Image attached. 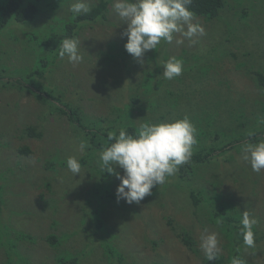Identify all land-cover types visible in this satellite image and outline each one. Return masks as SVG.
<instances>
[{
    "label": "rangeland",
    "instance_id": "obj_1",
    "mask_svg": "<svg viewBox=\"0 0 264 264\" xmlns=\"http://www.w3.org/2000/svg\"><path fill=\"white\" fill-rule=\"evenodd\" d=\"M97 1L87 0V3L90 6ZM227 1L230 9L236 6L238 15L224 8L219 18L209 23L203 17H194V23L205 30V35L196 38L194 45L187 40L181 45L175 40L171 44L162 41L161 50H149L139 60L131 55L118 58L110 50L103 51L107 44L124 46L127 42L122 37L127 25L115 13L114 0L109 3L104 21L88 23L80 31L77 39L81 42L83 62L75 67L66 57L58 58L53 49L47 50L44 45L50 35H59L75 16L70 11L74 0L65 1L55 17L49 15L45 24V15L33 22L12 19L0 31L3 61L0 82L5 77L16 78L5 89H1L0 83V140L11 143V148L4 151L0 146V155L17 154V145V150L20 145H27L30 150L29 156L17 155L14 168L0 160L6 174L2 177L0 224L11 225L13 232L7 240L12 239L16 245L8 251L0 243V264L22 261L23 264H115L116 259L107 253L110 247L121 252L125 264H204L203 260L207 259L199 247L200 236L205 229L213 230L203 226L207 220L203 201L195 207L189 197V187L201 182L198 178L201 175L213 177L206 184L208 193L204 200L210 202L216 193L226 192L253 201L250 213L259 218L255 225L256 238H261L255 242V250L259 252L258 248L264 245V170L252 171L250 163L242 158L243 145L215 156L211 160L215 166L207 168L208 172L198 167L181 185L174 176L169 177L159 189L158 185L153 187L151 194L139 204H128L116 200L120 183L116 176L112 175L111 201L104 198L103 188L95 185L92 190L89 186L96 183L89 177L99 167H92L86 161L76 176L67 164L60 167L58 158L66 161L70 156L80 158L79 140L83 135L88 138L82 128L69 130L68 118L51 114L53 107L58 111L56 107L60 104L77 107L79 123L95 131L94 142L106 141L108 133L118 129L114 121L123 122L128 109L132 118L130 127L187 116L197 132L201 127L216 141L215 146L223 139L230 142L246 138L254 123L259 127L264 124V113L261 119L255 113L264 108V95L252 73H264V0ZM45 3L54 6L53 1ZM171 57L182 60L183 72L175 79L166 80L161 76L163 62ZM39 61L51 62L45 68ZM151 66H155V78H145ZM39 70H44L42 76L37 74ZM144 82L147 83L143 87ZM37 89L50 92L59 101L50 104L38 99ZM132 96L138 102L131 108ZM122 110L125 112L121 113ZM113 111H118L117 119ZM69 116L73 121L77 119ZM206 120L209 128L205 127ZM36 124L43 134L40 139L21 138L24 127ZM201 144H197V149L202 148ZM99 152L88 148L84 158L96 159ZM117 171L123 174L121 169ZM253 178L258 181L255 195L250 182ZM161 189L167 191L161 193ZM99 219L103 224L100 231L96 229ZM171 227L191 232L200 255L179 241ZM51 234L57 241H46ZM219 240V255L225 256V240L221 236ZM256 261L264 264V246Z\"/></svg>",
    "mask_w": 264,
    "mask_h": 264
},
{
    "label": "clouds",
    "instance_id": "obj_2",
    "mask_svg": "<svg viewBox=\"0 0 264 264\" xmlns=\"http://www.w3.org/2000/svg\"><path fill=\"white\" fill-rule=\"evenodd\" d=\"M193 0H114L115 13L126 23L122 37L127 38L124 48L134 59H140L149 50H156L161 42L181 45L187 40L190 45L198 37L205 35L204 28L194 23L195 13L190 10ZM74 15L88 14L91 11L87 0H74L70 6ZM80 40L65 38L59 44L58 55L74 67L83 62L80 52ZM163 78L172 80L183 72L182 60L171 57L163 62ZM196 128L191 120L184 116L171 122L143 123L136 135L121 128L108 133L112 141L98 154L97 164L103 171L120 180L116 188L117 202L124 200L128 204H139L151 194L153 187L163 185L174 176L180 166L190 162L193 148L197 144ZM40 139V138H38ZM89 144L85 139L78 143V151L84 154ZM242 158L251 165L252 171L264 170V137L257 143H245L242 146ZM68 170L76 176L81 173V163L70 156L66 161ZM118 169L122 170L117 171ZM258 223L248 211L242 213L240 231L246 249L256 247L254 226ZM200 249L207 261L219 258L221 252L219 234L207 229L200 236ZM231 264H245L239 256L233 257Z\"/></svg>",
    "mask_w": 264,
    "mask_h": 264
},
{
    "label": "trees",
    "instance_id": "obj_3",
    "mask_svg": "<svg viewBox=\"0 0 264 264\" xmlns=\"http://www.w3.org/2000/svg\"><path fill=\"white\" fill-rule=\"evenodd\" d=\"M45 1L46 0H0V31L4 29L8 25L9 21L12 19H15L17 22H24V21L33 22L37 17L39 18L40 16L45 15L47 16V20L44 21V24H45L46 21H49V18H48L49 15L52 17L53 16L55 17L56 11L60 10L63 7V3L67 0H50V1H53V4H54V6L52 7H50L49 4H46ZM110 2L111 0H98L96 3L90 5V8H91L90 13L82 14L79 16L77 15L73 16L72 19L70 20V23L65 24V26L63 27L59 35L52 34L47 38V40L44 42V45L48 47L47 50L53 49L56 53L55 56L59 58L58 46L63 41V39L78 38L80 31L83 29V27L85 28L88 23L94 24V23H97L99 20L104 21L108 13V6ZM228 5L229 3L227 0H193L190 6V10L195 13V17H203L205 21L209 23L212 20L218 19L220 16L219 15L220 12L224 8L229 9V11L231 10L234 12L236 11L235 13L238 15L236 6L233 9H230L229 7H227ZM160 46L161 44L157 46V49L155 51H159L163 48V47L160 48ZM106 50H110L111 53L115 57H118V58H126L128 57V55H130L129 53L126 52L124 46H117L115 44H107L103 51H106ZM0 55H1V52H0ZM166 58L167 57H165L164 59L166 60ZM2 62L3 61L0 57V65L2 64ZM50 62L51 61L49 62L39 61V64L40 66L42 65L46 68ZM151 68L152 69L148 70L147 74H145V71H144V74L146 75L145 78H150V79L155 78V74L153 72V69H155V66L154 68L151 66ZM252 73L254 75L253 79L255 81V84L258 90L260 91L262 95H264V73L260 71H255ZM37 74H39V76H42V74H44V70H39ZM161 76L163 75L161 74ZM31 78L32 77H30V79ZM11 81H16V78H11V77L3 78V81L0 82L1 89H5V86L7 85L9 86L11 84ZM145 83L147 82H144L143 87L145 86ZM22 85L27 87V85L24 83H22ZM29 91L31 93L33 92L31 91V89H29ZM36 92H37L38 99L42 101L48 102L50 104H54V103L56 104L59 101L58 97H55L48 91L37 89ZM137 102H138V99L135 98V96H132L130 98L131 108H132V104L134 105ZM56 109L58 111H55L53 107V109L51 110V114L54 112L55 115L59 117L68 118L71 122L69 130L73 132L74 127L76 129L82 128L83 132L88 138L87 140L89 144L88 148L94 149L95 151H98V150L101 151L105 147L109 146L110 143H112V141L108 140V135L106 139L107 142L99 141V140L94 142L93 139H94L95 131L92 130L89 126H85V125L82 126L79 123L81 116L80 114H77V107L74 108L71 105L65 103L63 105L60 104L59 108L56 107ZM115 110H118V109H115ZM123 112H125V110L121 111V113ZM112 113L116 116L115 118L117 119L118 111L117 112L113 111ZM255 113L259 114V119H261L262 114L264 113V108H262L261 112H255ZM69 115L75 116L77 117V119H74L73 121ZM104 119H110V118L106 117ZM116 121H114L115 122L114 125L117 126L118 129L117 130L113 129L110 132L114 131L118 135L119 130L121 128H124L131 135L137 134L138 128L134 126H131V127L129 126L132 123L130 109L126 111L125 120L123 122H120L119 124H117ZM38 126L39 124L27 125L26 127H24V130H23L24 133L21 138H24L27 136L32 137V138L33 137L41 138L43 134L41 131H39ZM205 127L209 128V124L207 120H206ZM251 129H252V132L249 133L246 138H240L239 140H233L230 142L228 140L223 139V141L220 143L219 146H215L216 141H212L211 136L207 132L203 131V129L200 127L198 132H196V139H197V144L202 143L201 144L202 148L197 149V144L194 146L193 156L190 162L185 165L180 166L179 171L174 175V178L177 180V183L179 184L180 182L184 183L190 176H192L196 172V169L198 167H201L204 169L205 172H208L207 168L211 166H215V163L211 160L215 156H218L223 151L232 150L235 146L237 145L241 146V145H244L245 143H253V144L257 143L259 138L264 137V124L263 126L259 127L257 123H254ZM17 131L18 130L15 131L14 137L17 136L16 135ZM84 138L86 140V137L83 135L82 139ZM0 146H3V151H4V150H7L8 148H11V143L6 142V141L3 142L0 140ZM20 147H21L19 148L20 150H17L18 145L16 146L17 154L15 152H14L15 154L13 152L11 154H1L0 160H3L5 163L9 162L11 164V168H14L17 155H27V156L30 155V150L28 149L27 145H20ZM85 156H86V152L82 154L80 158L78 159L81 165L87 164L88 162V164L92 167H99L97 164L98 157L93 160H88V157L84 158ZM58 159L59 160L61 159L60 167L64 168V164H66V160L62 157ZM5 175L6 174L3 172L2 165H0V206L2 205L1 204L3 200L2 190L4 187V182L2 181V177L5 178ZM57 176L58 174L56 175V177ZM198 178L201 179V182L198 181L196 186L189 187V190H190L189 197H190L191 203L193 206L196 207L198 206L199 202L203 201L204 209L206 210V214H207V220L204 221L203 226L207 225L206 228L209 227L214 232H217L219 236H221L222 239L225 240L223 244L226 247V251H227V255L225 256L219 255L218 259H215L212 261H207L204 259L203 260L204 264H231L232 258L236 256H239L242 260H244L245 264H261L260 262L256 261V259H257V255L260 253L264 245L258 248L259 250L258 253L255 250V248L246 249L243 244V236L240 231V227H241L240 220L242 217V213L244 211H248L249 214L252 216V214L250 213V210H251L253 201L248 200V199H245V200L238 199L234 195L227 194L226 192L224 193L218 192L216 193V198L208 202V199L207 201L204 200V197L208 193L205 187H206V184L208 183V179L213 178V177L204 178V176L201 175V176H198ZM89 179L90 180L94 179L96 182V183H92L89 185L92 190L94 189L95 185L98 186L99 188H103L105 191L104 198H109L111 199V201H113L112 196L110 195V186L112 185V175L111 174L107 173L106 171L103 173V171L99 167V170H97V173L94 172L93 177L90 176ZM214 180L220 182V179L217 176H214ZM250 182L254 185L252 187L253 192L252 191L251 192L253 195H255L256 191L254 190H255V186L257 185L256 183H258V181H256L253 178L250 180ZM162 186L163 185H160V186L158 185L157 189H159V187H162ZM163 189H167V187H164ZM160 191L161 193H164L167 190L161 189ZM240 201H242L243 203H241ZM95 211L97 213V209H95ZM96 213L94 215H96ZM53 216H56L54 212H53ZM5 220L8 222L7 217H5ZM91 221H89V223ZM199 221H201V219H199ZM257 221H259V218ZM1 224H0V243H3V245L8 249V251H10V249H12L13 247L16 248V245H13L11 242L12 239L7 240L9 233L13 231H10L11 229L10 224H7V225H1ZM90 225L91 223L89 224V226ZM102 225L103 224L101 223L99 219L98 223L96 224V229L98 231L102 230L101 228ZM171 229L176 232L177 239H179V241H181L190 251L200 255V251L196 248V242L191 232L185 231V230L177 231L176 227H171ZM90 230L93 231L92 229ZM253 231L255 233V242L261 241L260 237L256 238L257 230L255 226H254ZM262 239H264V235L262 236ZM51 240L57 241L56 238L54 237V234H51L46 237V241L50 242ZM107 253L112 258L116 259L114 260L115 264H125L124 257H122L121 252L118 249L110 247ZM22 262L25 263L24 261Z\"/></svg>",
    "mask_w": 264,
    "mask_h": 264
}]
</instances>
